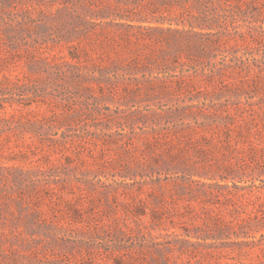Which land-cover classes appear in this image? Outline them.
<instances>
[{
  "label": "rangeland",
  "instance_id": "rangeland-1",
  "mask_svg": "<svg viewBox=\"0 0 264 264\" xmlns=\"http://www.w3.org/2000/svg\"><path fill=\"white\" fill-rule=\"evenodd\" d=\"M222 2L0 0V264H264V0Z\"/></svg>",
  "mask_w": 264,
  "mask_h": 264
},
{
  "label": "trees",
  "instance_id": "trees-1",
  "mask_svg": "<svg viewBox=\"0 0 264 264\" xmlns=\"http://www.w3.org/2000/svg\"><path fill=\"white\" fill-rule=\"evenodd\" d=\"M219 3H221V4H224L223 2H222V0H217ZM71 59H72V55H70V57H69V60H67L66 58H59V68H61V65H66V66H70L71 65ZM15 113H19V115L21 116V114L20 113H22L20 110L18 111V112H13L12 113V115H14ZM67 117H69V116H67ZM35 123H39V124H43L42 123V120H40V118H36L35 119ZM49 189L50 190H53V188L52 187H49ZM225 264H227V263H225Z\"/></svg>",
  "mask_w": 264,
  "mask_h": 264
}]
</instances>
